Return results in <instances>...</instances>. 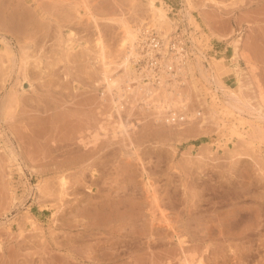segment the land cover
I'll list each match as a JSON object with an SVG mask.
<instances>
[{
	"label": "rangeland",
	"instance_id": "rangeland-1",
	"mask_svg": "<svg viewBox=\"0 0 264 264\" xmlns=\"http://www.w3.org/2000/svg\"><path fill=\"white\" fill-rule=\"evenodd\" d=\"M161 1L169 26L188 29L196 46L186 92L199 56L235 88L230 56L240 48L243 121L200 77L186 103L170 88L187 121L160 119L131 89L114 109L98 38L119 59L121 19L135 30L154 16L143 0H0V264H264V0ZM84 158L88 170L66 171L61 200L53 169Z\"/></svg>",
	"mask_w": 264,
	"mask_h": 264
},
{
	"label": "bare ground",
	"instance_id": "bare-ground-1",
	"mask_svg": "<svg viewBox=\"0 0 264 264\" xmlns=\"http://www.w3.org/2000/svg\"><path fill=\"white\" fill-rule=\"evenodd\" d=\"M190 1L191 0H189V3H190ZM143 2H145L144 4L145 5H147V7L151 10V12H152V14H154V16H153V18H151L150 19V21H153L154 23H156V24H158L159 25V27L160 28H162V29H164L165 31H168L169 30V28H170V26H169V24H170V21H171V17L167 14V12L165 11V8H164V5H163V2L161 1V0H143ZM192 3V2H191ZM191 5V4H190ZM184 15H187V17H189L190 18V16L192 15L191 13H190V10H188V9H186V12H184L183 13ZM121 22H122V26H123V31H122V37H121V40H120V43H119V49L121 50V49H123L124 48V46H125V48H127L128 46H129V43H131L133 40H134V38H135V30L132 28V26L128 23V21L126 20V19H124V18H122L121 19ZM69 34H71V32H69ZM238 39H240V37L239 38H237V40ZM131 41V42H130ZM231 42V41H230ZM234 42L236 43V39L234 40ZM238 42V41H237ZM98 45H99V60H100V62L102 63L101 65V67H102V75H103V79L102 80H104L105 82H106V84H107V87H108V89L109 90H113V88H117L118 90V92H119V99L117 100V99H114V101L112 100V102L114 103V106H115V108L114 109H117L116 111H119L120 113H121V111H122V108H125V103L121 100V98H123L124 96H125V98H126V95H127V93L128 92H126L128 89H126L125 88V86L123 87L122 86V83L125 81V79H124V76L125 77H127V79H126V84H127V88H129V89H131V91L135 94V95H137V94H140V93H142L143 92V94H145V96L143 97V100L144 101H148V100H150V102H153V110L154 109H156V112L159 114V117H160V119H161V116H160V114L162 113V109L164 108V106H163V104H162V102H166V103H168V101H171V100H173L172 99V96L174 95V93L173 92H175V91H171L169 88H167V86H154V85H152L148 80H146L145 78H143L141 75H139V74H137L136 72H135V70H134V68L132 67V65L130 64V62H129V57H128V49L126 50V49H124L125 50V52L122 54V55H120V58L119 59H112V58H110L109 57V59H108V56H110L109 55V52L107 53V51H106V48H105V44H104V42H103V39H102V37L101 36H99V38H98V43H97ZM127 44V45H126ZM117 49H118V47H117ZM240 48L237 46V44H235V46H234V48H233V54H232V56H230L231 58V60H232V63H230V67L232 68V70H233V73H234V79H235V84H236V87L235 88H233V89H226V87H224V84L222 85V80L219 78V75L217 76L214 72H211V71H209L210 70V68L209 67H207L202 61H201V58H199L200 56L199 55H197V56H199V57H197L198 59L197 60H195L196 61V65H197V69H198V74H196V76L199 78L200 77V79H202V81H204V83L206 82V83H209L210 85H212V86H214V90L217 92V91H221V93H223L224 95V98H223V101L221 102V105H220V107L222 106V108L224 109V112H225V110L228 112V113H231V114H233V113H237V112H239L238 114H236V115H238V118L241 120V121H243L246 117L245 116H243L242 114H241V112L243 113V111H245L246 110V108H245V106L243 105V104H246V101H244V102H242L243 100H245V99H243L242 97H241V95H240V90L242 89V74L244 73L243 71V67H242V65H241V62H240V60H239V50ZM122 52V51H121ZM241 58V57H240ZM192 64V63H191ZM191 64H190V66H191ZM114 67H115V69H114ZM188 67H189V65H188ZM122 68H124V72H123V75L120 73V70L122 69ZM220 68H222V66L220 67ZM219 68V69H220ZM218 69V70H219ZM189 70L190 71H192V69H190V67H189ZM189 71V72H190ZM193 74V73H192ZM190 75H191V73H190ZM244 76V75H243ZM193 77H194V75H193ZM193 78V79H191V82H190V84H189V87H188V89H187V92H186V90H184L183 88H182V90H184L185 92V94L184 93H182L183 91L181 90L180 91V88H179V91H177L176 89H178V88H174V90H176L177 92H176V95H178V101H176V99L175 100H173L175 103L176 102H179V101H182L183 99H181L183 96L182 95H184V96H188L189 97V93H190V91H195V93H198L200 90H201V87L200 86H202V84H201V82H200V79H198V78ZM131 80H133V82H134V80H136L138 83H137V85L135 86V87H133V85H131ZM222 81V82H221ZM224 83V82H223ZM26 84H28V82H26L25 83V85ZM201 84V85H200ZM206 87V86H205ZM207 88V87H206ZM188 90H189V92H188ZM206 90V89H205ZM208 90H210V89H208ZM213 90V91H214ZM116 91V90H115ZM212 91V90H211ZM131 92V93H132ZM145 92V93H144ZM204 92V91H203ZM215 92V93H216ZM173 93V94H172ZM170 94H172V96H171V99H170ZM199 94V93H198ZM203 94V93H202ZM242 94V93H241ZM153 95V96H152ZM159 95H162V96H164V98L161 100V99H157L158 98V96ZM212 95V94H211ZM218 95H219V92H218ZM217 95V96H218ZM221 95V94H220ZM129 96V95H128ZM161 96V97H162ZM182 96V97H181ZM149 97L151 98V99H149ZM157 97V98H156ZM154 98H156V99H154ZM176 98V97H175ZM200 98H201V96H200ZM199 98V99H200ZM206 98V97H205ZM142 99V98H141ZM169 99V100H168ZM212 99V98H211ZM211 99H209V100H211ZM217 99V98H216ZM215 99V100H216ZM159 100H161V101H159ZM215 100L213 101V102H211V104L209 105V112H210V114L212 115V116H215V114L218 112V109H219V104H217L216 102H215ZM128 101V100H127ZM130 101V100H129ZM172 101V102H173ZM149 102V103H150ZM183 102H185L184 100H183ZM183 102H182V104H183ZM146 103V102H145ZM171 103V102H170ZM186 103V102H185ZM243 103V104H242ZM181 104V105H182ZM248 104V103H247ZM136 105V104H135ZM148 105V104H147ZM177 106H178V104H176ZM129 106H130V104H129ZM145 106V105H144ZM143 106V107H144ZM175 106V105H174ZM126 107H127V105H126ZM147 107H149V106H147ZM149 109V108H148ZM147 109V110H148ZM128 110H131L130 109V107H129V109ZM150 110V109H149ZM196 111V110H195ZM197 112H198V110H197ZM196 112V113H197ZM194 113V112H193ZM196 113H194V114H196ZM199 113V112H198ZM129 114H130V112H129ZM156 115V114H155ZM217 116V115H216ZM156 119H158L157 117H156ZM159 119V120H160ZM251 122V121H250ZM244 123V122H243ZM119 127L118 128H120L119 129V131L120 132H128V127H129V123L128 122H125L123 119H121V121L119 122ZM83 156V155H82ZM83 158V157H82ZM88 159V158H87ZM73 160V159H72ZM87 161H89V160H86V162H85V158L84 159H80V160H74V161H71L70 163H65V162H60V163H58V164H56V166H55V168L53 169L55 172H57L59 175V187H57L58 189H56L57 190V192H58V195H59V198L61 199V200H63L64 199V196L65 195H67L68 194V191H67V189H68V187L70 186V185H68V183L69 182H71V181H69V178H68V176H67V172H68V170L70 169V168H75V170L78 168V169H80L81 171H84L85 169H87L86 168V166L84 165V163H87ZM92 161V160H91ZM103 162V161H102ZM88 164V163H87ZM93 165V164H92ZM87 167H90L89 165H87ZM92 168V167H91ZM80 170H78L79 172H77L78 174L79 173H81L80 172ZM88 170V169H87ZM67 171V172H66ZM71 172V171H70ZM72 173V172H71ZM76 174V173H75ZM93 174L95 175V173H94V171H93ZM92 174V176H94ZM69 175V174H68ZM81 175H82V173H81ZM77 176V175H76ZM91 176V177H92ZM98 176H100V175H98ZM97 176V177H98ZM93 178V177H92ZM99 179H100V177H98ZM83 179V178H82ZM77 180V179H76ZM95 180V179H94ZM96 180H97V178H96ZM150 180V179H149ZM83 181V180H82ZM78 182H80V180L79 181H77V182H75L76 184L78 183ZM93 183V182H92ZM95 183V182H94ZM147 184H148V182H146ZM150 183V182H149ZM69 184H71V183H69ZM151 184V183H150ZM153 184V183H152ZM74 186V185H73ZM76 186H79V185H76ZM51 187V186H50ZM150 187V186H149ZM51 189V188H50ZM78 189H79V187H74L73 188V193L74 192H77L78 191ZM48 191H49V189H48ZM52 191H53V189H52ZM51 191V193L49 192V194L50 195H53L54 193ZM151 192V191H150ZM154 192H156V191H154ZM57 194V193H56ZM92 194V193H91ZM156 194V193H155ZM154 193H153V198H154V196H155V198H154V200H153V202L155 201H157L156 199H157V197H156V195H155ZM55 195V194H54ZM58 195H56L57 197H58ZM94 195V194H93ZM90 199L89 200H91V197H89ZM152 198V199H153ZM59 199V200H60ZM93 199V198H92ZM95 200V199H94ZM159 201V200H158ZM91 203V202H90ZM94 203V202H93ZM103 203V202H102ZM101 202H99V203H97V204H95L94 206H96V208L97 207H99V204H102ZM62 204V203H61ZM60 204V205H61ZM59 206V205H58ZM91 206V205H90ZM89 206V207H90ZM93 206V205H92ZM91 206V207H92ZM85 207H86V205H85ZM85 207H83V208H85ZM102 207H103V204H102ZM82 208V210L80 211V213L78 214V216L80 215L81 217L82 216H84L86 213H85V210L86 209H83ZM95 208V209H96ZM87 209H88V207H87ZM99 209H101V208H99ZM103 209V208H102ZM56 210V209H55ZM58 210V209H57ZM91 210H92V208H91ZM78 211V210H77ZM76 211V212H77ZM89 211H90V209H89ZM96 211H97V209H96ZM86 212H87V210H86ZM54 213V212H53ZM57 213V212H56ZM88 213V212H87ZM93 213H95L94 211H93ZM90 216V215H89ZM93 217V216H92ZM91 217V218H92ZM99 217V216H98ZM103 217V216H102ZM83 218V217H82ZM87 218V217H86ZM81 219V218H80ZM108 219V218H107ZM169 219V218H168ZM84 219H82V221H83ZM87 220V219H86ZM85 220V222H87ZM93 220V219H92ZM92 220H90L91 222H92ZM95 220V219H94ZM99 220V219H98ZM97 220V221H98ZM81 221V220H80ZM99 221H101V220H99ZM102 221H103V219H102ZM115 221V220H114ZM168 220H166V222H167ZM95 222H96V220H95ZM95 222H92V223H94V226H95V224L96 225H98L97 224V222L95 223ZM106 222H108V221H106ZM171 222V221H170ZM169 222V223H170ZM81 223V222H80ZM92 223H89V224H92ZM103 223V222H102ZM168 223V224H169ZM175 223V222H174ZM185 223V222H184ZM86 224V223H85ZM108 224V223H107ZM186 224V223H185ZM185 224H182V228L186 231L188 228H186V226H185ZM101 225V224H100ZM178 224L176 223V226H177ZM83 226L85 227V225L83 224ZM87 226V225H86ZM91 226V225H90ZM188 227H189V225H187ZM93 227V226H92ZM180 227V228H181ZM86 228H90L91 229V227H89V225L86 227ZM99 228V227H98ZM97 228V229H98ZM175 229V227H174V232H175V234H180L179 232H181L182 230V228L181 229ZM190 228V227H189ZM90 229H88V230H85L84 232H83V234H80V235H83V237L84 236H86L85 234H91V232H92V230H90ZM154 230V229H153ZM190 230V229H189ZM184 232V231H183ZM183 232H181V233H183ZM93 233V232H92ZM185 233V232H184ZM183 233V234H184ZM189 233V232H188ZM90 234L88 235V236H90ZM181 236V235H180ZM87 237V236H86ZM135 237H137V236H135ZM133 238V237H132ZM179 238V237H178ZM82 239V238H81ZM80 240V239H79ZM86 240V239H85ZM187 240V239H186ZM186 240L183 238V240L182 239H179V244L180 245H184V243L186 242ZM194 240V239H193ZM84 241V240H83ZM187 243V242H186ZM69 246V245H68ZM190 247V246H189ZM188 247V248H189ZM184 249H186V248H184ZM112 253V252H111ZM110 253V254H111ZM118 255H119V253H118ZM115 256H117V254H115ZM113 257V256H112ZM185 260V259H184ZM187 260V259H186ZM186 262V261H185ZM186 264H188V263H186Z\"/></svg>",
	"mask_w": 264,
	"mask_h": 264
},
{
	"label": "built area",
	"instance_id": "built-area-1",
	"mask_svg": "<svg viewBox=\"0 0 264 264\" xmlns=\"http://www.w3.org/2000/svg\"><path fill=\"white\" fill-rule=\"evenodd\" d=\"M171 26L165 31L149 19L138 23L135 38L127 49L129 62L137 74L154 86H167L174 90L186 85L190 77L189 58L196 46L188 29L184 30L180 25L174 27V22ZM125 88L129 90L127 86ZM170 102L165 103L162 117L170 123L187 121V105L174 107Z\"/></svg>",
	"mask_w": 264,
	"mask_h": 264
}]
</instances>
